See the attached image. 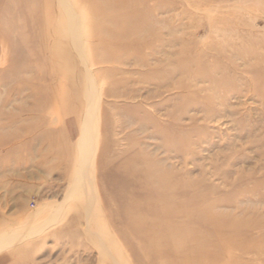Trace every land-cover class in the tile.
I'll use <instances>...</instances> for the list:
<instances>
[{
    "label": "rangeland",
    "instance_id": "rangeland-1",
    "mask_svg": "<svg viewBox=\"0 0 264 264\" xmlns=\"http://www.w3.org/2000/svg\"><path fill=\"white\" fill-rule=\"evenodd\" d=\"M68 2L0 0V264H264V0Z\"/></svg>",
    "mask_w": 264,
    "mask_h": 264
},
{
    "label": "bare ground",
    "instance_id": "bare-ground-1",
    "mask_svg": "<svg viewBox=\"0 0 264 264\" xmlns=\"http://www.w3.org/2000/svg\"><path fill=\"white\" fill-rule=\"evenodd\" d=\"M61 5L62 8L66 11V13L69 16V20H70V30H71V35L73 38H79V29H78V25H79V21L77 18V15H73L75 14L74 12L71 14L70 10H69V2L68 0H61ZM63 11V10H62ZM70 35V34H69ZM80 44V43H79ZM78 43H76L77 49L79 53L83 52L82 47L79 45ZM78 54V53H77ZM84 55V54H83ZM81 58V57H80ZM87 66V65H86ZM89 86H90V91H89V97L92 98L95 95V92L97 91L96 88L92 82H88ZM87 89V88H86ZM98 93V92H97ZM96 93V94H97ZM97 96V95H96ZM95 98V97H94ZM93 98V99H94ZM86 99V98H85ZM88 101V100H87ZM89 102V101H88ZM94 102V101H93ZM92 102V103H93ZM86 103V102H85ZM90 105H93V104ZM87 104V103H86ZM87 106V105H86ZM91 107V106H90ZM85 116V115H84ZM90 116L92 115H88V117L90 118ZM94 117V116H93ZM88 119V118H87ZM94 119V118H93ZM91 120V119H90ZM90 123L88 120H83L81 127H80V137L79 140L77 142V152L79 153V155L81 157H83L82 159L87 158L91 153H92V141L94 139L93 137V133L91 132L90 129ZM91 157V156H90ZM89 157V158H90ZM89 162V161H88ZM88 167V165H87ZM87 167L86 169H82L78 172H76L74 174V178H73V192H76L77 190L80 192V190L85 189V193L83 194V196L81 197V199L79 200V209L81 208V210H83L86 213L89 212V209H91L92 203H93V199L94 196H92L91 193H89V191H87L89 187H91V183L88 180V175H87ZM68 177V176H67ZM92 181V180H91ZM93 188V187H92ZM71 189V188H70ZM90 190V189H89ZM96 192V191H95ZM83 192H80V194ZM96 195V194H95ZM70 196V193H69ZM68 196V197H69ZM63 200V199H62ZM78 208V207H77ZM42 211V210H41ZM91 211V210H90ZM56 215V214H55ZM90 215V214H89ZM89 218V217H88ZM85 219V217H84ZM52 223V222H51ZM49 223V224H51ZM28 225V224H27ZM86 227V226H85ZM1 231V230H0ZM34 231V230H33ZM29 232V231H28ZM15 234V233H14ZM12 233L9 232H0V251L7 249L8 247L14 245L15 243H19L20 240L23 239V237L20 236V239L18 237V235H14ZM23 234V233H22ZM41 234V233H40ZM39 235V234H38ZM37 236V235H36ZM21 242V241H20ZM98 244V243H97ZM98 246L100 247V249L102 251H106L105 246H103V243L98 244Z\"/></svg>",
    "mask_w": 264,
    "mask_h": 264
}]
</instances>
